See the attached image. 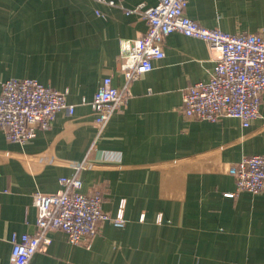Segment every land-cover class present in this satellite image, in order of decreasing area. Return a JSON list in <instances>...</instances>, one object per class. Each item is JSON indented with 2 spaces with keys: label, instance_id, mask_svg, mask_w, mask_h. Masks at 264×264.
Masks as SVG:
<instances>
[{
  "label": "crops",
  "instance_id": "1",
  "mask_svg": "<svg viewBox=\"0 0 264 264\" xmlns=\"http://www.w3.org/2000/svg\"><path fill=\"white\" fill-rule=\"evenodd\" d=\"M158 2L0 0V94L3 82L30 78L66 92L75 107L26 144L0 131V264L11 259L14 235L36 232L33 195L58 193L60 179L73 176L81 193L102 192L110 216L125 200L126 226L102 222L76 245L51 230L29 264H264V193L227 196L237 191L232 166L264 155V93L247 128L231 117L185 116L186 91L215 70L207 42L167 36L165 57L129 84L124 110L96 124L90 103L102 81L127 84L122 42L147 30L134 10ZM185 14L234 35L264 31V0H188ZM77 162L90 168L77 171Z\"/></svg>",
  "mask_w": 264,
  "mask_h": 264
},
{
  "label": "built area",
  "instance_id": "2",
  "mask_svg": "<svg viewBox=\"0 0 264 264\" xmlns=\"http://www.w3.org/2000/svg\"><path fill=\"white\" fill-rule=\"evenodd\" d=\"M110 4H114L110 2ZM188 0H159L153 7L140 5L147 30L138 38L122 42L121 69L127 80L122 88L105 78L92 100L96 124L102 129L114 114L122 112L130 98L129 84L154 69V61L165 57L164 42L172 33L204 40L215 55V70L208 82H199L186 91L181 111L193 119L217 122L222 117L236 118L247 128L260 116L264 93V31L256 34H230L219 29L200 26L185 14ZM85 101V100H84ZM74 114L67 93L59 92L30 78L10 79L2 84L0 94V131L11 142L26 144L37 136L39 129L51 128L59 112ZM77 171L90 164H73ZM238 192L264 193V155L246 157L230 169ZM62 190L55 194L35 193L38 210L34 234L14 235L8 264H29L32 257L49 243L47 232L62 230L71 244L89 243L99 224L109 221L117 228L126 226L125 200L116 216L102 209L104 195L80 192L82 181L77 177H62ZM144 215L141 220H144ZM161 221V218H159Z\"/></svg>",
  "mask_w": 264,
  "mask_h": 264
}]
</instances>
